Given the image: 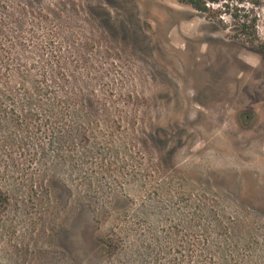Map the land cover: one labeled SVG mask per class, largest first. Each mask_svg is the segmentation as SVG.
<instances>
[{"label":"rangeland","instance_id":"obj_1","mask_svg":"<svg viewBox=\"0 0 264 264\" xmlns=\"http://www.w3.org/2000/svg\"><path fill=\"white\" fill-rule=\"evenodd\" d=\"M226 20L0 0V264H264V50Z\"/></svg>","mask_w":264,"mask_h":264},{"label":"trees","instance_id":"obj_2","mask_svg":"<svg viewBox=\"0 0 264 264\" xmlns=\"http://www.w3.org/2000/svg\"><path fill=\"white\" fill-rule=\"evenodd\" d=\"M194 9L207 14L227 26L226 16L232 21L233 36L249 44L258 45L264 50V40L260 39L258 26L264 0H183ZM6 202V195L0 190V206Z\"/></svg>","mask_w":264,"mask_h":264}]
</instances>
